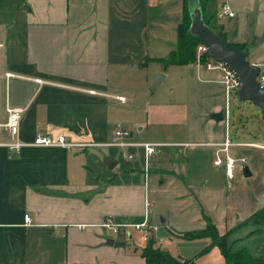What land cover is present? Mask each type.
Returning <instances> with one entry per match:
<instances>
[{
    "label": "crops",
    "instance_id": "1",
    "mask_svg": "<svg viewBox=\"0 0 264 264\" xmlns=\"http://www.w3.org/2000/svg\"><path fill=\"white\" fill-rule=\"evenodd\" d=\"M165 1L171 0H0V123L7 121V106L21 109L16 135L0 128V264H143L146 243L139 233L131 227L112 233L101 226L104 218L156 224L161 240L152 242L155 248L194 264H222L208 237L188 235L209 221L216 232L222 228L217 233L231 250L227 239L240 240L234 233L264 208V156L247 145L264 136L246 141L233 131L231 138L219 70L195 59L157 62L165 48L157 20L164 22H157L160 29L168 24L174 30L181 18L160 16L171 15L160 9ZM209 3L212 26L224 41L240 46L249 64L264 63V0ZM222 4L233 16L216 17ZM156 73L162 78L154 84ZM161 82L175 106L161 110L145 99L139 108L138 92L147 95ZM121 107L131 119L121 120ZM219 112L221 119L210 117ZM118 127L128 128L133 142L166 144L150 156L146 172L138 146L6 145L31 143L37 134L105 142ZM224 137L233 143L226 152L219 150ZM216 151L219 165L212 163ZM225 153L244 158L250 176H242L236 161L227 178ZM134 234L142 247L132 241Z\"/></svg>",
    "mask_w": 264,
    "mask_h": 264
},
{
    "label": "built area",
    "instance_id": "2",
    "mask_svg": "<svg viewBox=\"0 0 264 264\" xmlns=\"http://www.w3.org/2000/svg\"><path fill=\"white\" fill-rule=\"evenodd\" d=\"M223 15H226L228 17L233 16V12L228 8L226 4L221 5L220 10L216 13V17L219 18L222 17ZM203 54L206 55V59L203 62H200L201 61L200 58ZM195 62L197 64L201 63L208 70H219V72L221 73L220 83L222 84L223 93L225 97L224 116L226 118L228 115L227 98L230 95L233 96L235 95L236 90L239 87L238 80L234 76L233 72L229 68H227L222 62L215 61L206 54V46L202 42H199L195 46ZM251 66L258 67V73L255 77V81L258 83L260 87L264 88V63H262L261 65L251 64ZM8 75L9 74H7L6 77H9ZM119 100H122V98H119ZM20 111H21L20 108H13L7 106L6 107L7 121L6 123H0V128L6 127L13 136L16 135L18 132ZM130 137H131V131L128 128L118 127L113 130L110 139L105 142H73L67 140V138L63 135H59L57 136L56 140H53L50 136H43L41 134H37L31 143L13 141L6 145L11 150L19 149L25 145L43 146V147L62 146L65 148L85 147V146H105V147L126 148V147L138 146L143 150V156H142L143 170L144 172H146L148 168V162L150 156L153 153H155L159 147L164 146L166 144L158 143V142H133L131 141ZM230 145H233V143H231L227 137H224L223 141L220 143L219 150L226 152L227 147ZM247 145L258 149L260 154L264 156V140L261 142L247 143ZM217 151L215 152V156L212 160V163L214 165H219L221 163V159L217 156ZM127 157L131 158V155H127ZM236 161L239 163V167H242L245 159L242 157L233 159L232 157L228 156L226 153L224 154L223 164H224L225 175L227 176V178L232 177L233 165L234 162ZM23 219L26 224L31 222V218L28 214H25ZM101 226L105 229L110 230L112 233H115L120 227H131L139 233L141 241L145 243L153 242L155 240L158 241L161 240V238H159L156 235L158 231V225L149 224L145 220L137 224H120L114 222L110 218H104L101 223Z\"/></svg>",
    "mask_w": 264,
    "mask_h": 264
},
{
    "label": "rangeland",
    "instance_id": "3",
    "mask_svg": "<svg viewBox=\"0 0 264 264\" xmlns=\"http://www.w3.org/2000/svg\"><path fill=\"white\" fill-rule=\"evenodd\" d=\"M181 1L182 0H180L179 10L177 8V10L175 11H173L172 6L173 5L177 6V4H179V0L178 1L171 0L169 2L165 1V3L162 4V7H160V9L162 11H164L165 9H169L170 11L169 13L171 15L168 17V16L163 15L160 12V16L164 19L166 18L168 21H173V19L178 20V17L179 16L181 17ZM209 4L210 3L208 1L206 4V8H207L206 10L212 13L215 10V8L214 6H211V5L208 8ZM157 22H161V20L158 19ZM157 22H156V27L157 29H159V32H160L159 38L163 40L164 42L163 44H165V48L163 46L160 52L163 55L162 57L165 58L168 56L169 52L171 51L169 49L175 48L174 47V45L176 44L175 27L177 24H175L174 30L173 29L170 30V26H168V24H167V29H164L161 26H160L161 27L160 29L157 25ZM161 23L163 24L164 22H161ZM222 23L223 22L219 20V21H216L215 25H220ZM132 87L134 90H137L138 86L134 84ZM137 96L138 97L135 100V104H137L139 108H142L145 99H148L151 102V104H153L151 107L159 108L161 110H164V108L171 109L175 106V105H171V98L169 97V94H168V88L164 82H161L158 86H156L155 89L150 90V92L148 91L147 95L140 94V92H138ZM118 109L121 114L123 113V115L121 116V120L131 119L130 115H128L127 112L125 113V111H122L123 109H125V107H121ZM227 110L229 112L228 130H230V135L232 139H235L233 136L234 135L233 131L237 132V134L239 135V139L241 140L245 139L246 141H258L262 139V136H264V128H263L262 119L257 113V110L255 109L253 105H251L250 103L246 101L237 103L236 98L233 95H230L227 98ZM138 114L141 115L142 117L144 116L143 111H139ZM142 136H144V133H142L139 138H141ZM107 150H110V149H107ZM235 169H238V168L235 167ZM254 217L258 218L259 220L264 221V208L259 209L250 215V217L248 218V221H251L252 223H248L246 225L241 226L234 233L233 236L241 237L240 240L232 241V238L227 239L230 245L234 243L231 246V251H235L241 247H246L245 249L251 256L253 257L264 256V225L260 223L259 221L255 222L256 220ZM257 227H259L260 229L259 231L254 232L252 235H249L248 238L245 237V233ZM217 232L221 233L222 228H219ZM133 237L134 239L132 241L135 243V245L138 247H142L143 243L138 239V236L134 234ZM159 245L162 246V243H160ZM214 248H215L214 250H217L216 247ZM196 263L201 264V261H196ZM222 264H223V261H222Z\"/></svg>",
    "mask_w": 264,
    "mask_h": 264
},
{
    "label": "trees",
    "instance_id": "4",
    "mask_svg": "<svg viewBox=\"0 0 264 264\" xmlns=\"http://www.w3.org/2000/svg\"><path fill=\"white\" fill-rule=\"evenodd\" d=\"M198 6L201 12L203 23L209 27L219 38L228 46L241 49L238 45H232L226 43L222 38L221 34L214 29L212 26L213 14L206 12L205 6L209 0H197ZM190 23L188 3L187 0L181 1V18L179 23L175 28L176 33V45L173 50H171L166 58L157 59V62L161 63L163 66L169 64H185L192 62L195 59V46L200 42V40L194 35L190 34L188 31ZM206 55L201 56V61L205 59ZM256 214V213H255ZM254 216V215H253ZM255 218V222L259 221L264 224V221ZM253 219V217H252ZM253 221V220H252ZM196 237H208L210 240V246H216L219 248L220 253L223 257L224 264H264V256L252 257L246 250L238 249L236 251H231L226 242L225 235H219L215 228L206 222L205 227L194 234H189L188 238ZM209 246V247H210ZM141 256L143 258V264H194L191 259H176L173 258L163 251L155 248L152 242H147L141 249ZM72 264H101V263H72Z\"/></svg>",
    "mask_w": 264,
    "mask_h": 264
},
{
    "label": "water",
    "instance_id": "5",
    "mask_svg": "<svg viewBox=\"0 0 264 264\" xmlns=\"http://www.w3.org/2000/svg\"><path fill=\"white\" fill-rule=\"evenodd\" d=\"M187 3L190 18L188 27L189 33L197 37L200 42L206 46V54L210 58L215 61L222 62L233 72L239 82V87L235 93L237 103L246 101L258 107L261 118L264 120V88L260 87L255 81V77L258 73V67H253L249 64L245 58L244 50L228 46L203 23L197 0H194V2L187 0ZM160 78H162V75L156 73L154 84L158 82ZM210 117L214 120H219L222 118V113H214L211 114ZM65 126L70 131L75 133L79 132V128L76 123L66 122ZM104 163L107 168H112L114 161H112L111 158H106ZM240 172L245 178L250 176V172L246 165L241 167Z\"/></svg>",
    "mask_w": 264,
    "mask_h": 264
}]
</instances>
